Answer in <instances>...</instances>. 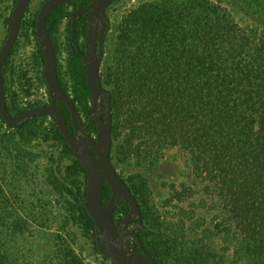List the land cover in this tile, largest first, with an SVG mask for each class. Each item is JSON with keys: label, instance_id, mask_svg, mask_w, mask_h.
<instances>
[{"label": "rangeland", "instance_id": "374dc122", "mask_svg": "<svg viewBox=\"0 0 264 264\" xmlns=\"http://www.w3.org/2000/svg\"><path fill=\"white\" fill-rule=\"evenodd\" d=\"M45 1L30 0L4 68L7 102L21 111L48 101L44 63L33 24ZM186 1L115 0L107 7L99 76L109 94L108 75L130 13L146 5L167 3L178 7ZM211 1L228 11L238 24L264 31V0ZM14 4L15 0H0V48ZM65 10L73 12L74 8L66 6ZM83 12L84 8H78L73 19L77 20ZM86 23V36L79 39L83 55L90 49L87 40L94 30V22L88 19ZM67 24V18L60 21L53 40L58 77L72 98ZM95 47L97 50V43ZM82 62L85 65L83 58ZM76 107L82 130L95 139L96 132L89 126V119L93 118L91 96L83 103L77 102ZM85 110H91L89 119ZM103 112V105L98 106L97 113ZM24 121L22 129L7 128L0 122V264H113L95 250L100 235L90 231L77 212L74 196L80 193V197L84 178L73 165L74 155L68 153L56 135L53 118L43 115ZM83 138L79 133V141ZM123 141V134L111 132L110 161L131 188L142 215L141 224L135 220L128 230L136 229L137 238L158 264L250 263L251 252L236 232L231 215L220 197L204 188L189 156L172 149L150 166L128 159ZM127 213L125 205L118 201L114 219H124Z\"/></svg>", "mask_w": 264, "mask_h": 264}, {"label": "trees", "instance_id": "16d2710c", "mask_svg": "<svg viewBox=\"0 0 264 264\" xmlns=\"http://www.w3.org/2000/svg\"><path fill=\"white\" fill-rule=\"evenodd\" d=\"M89 3L75 0L61 5L46 19L54 51L53 34L60 21L68 19L75 107L91 96L79 44L86 36L90 10L73 19L78 8ZM66 6H73L74 11L67 13ZM127 18L108 75L112 135L123 134L128 159L150 166L172 149L189 156L204 188L212 189L231 215L236 232L251 252L249 264H264V31L238 24L211 0H188L178 7L146 5ZM37 48L44 63L41 48ZM9 56L2 68L4 95ZM5 100L9 113L22 112L8 104L6 95ZM57 107L72 129L67 108L63 104ZM90 114L91 110H85L88 119ZM94 123L89 119L96 132ZM25 125L21 121L5 126L22 129ZM56 135L73 155L57 128ZM73 165L84 178L80 197V193L74 196L77 212L89 230L97 232L84 208L86 171L75 159ZM110 196L111 190L104 184V205Z\"/></svg>", "mask_w": 264, "mask_h": 264}, {"label": "water", "instance_id": "95a60500", "mask_svg": "<svg viewBox=\"0 0 264 264\" xmlns=\"http://www.w3.org/2000/svg\"><path fill=\"white\" fill-rule=\"evenodd\" d=\"M72 1L75 0H46L40 6L35 19L38 45L44 56L43 77L51 103L47 106L12 115L6 107L2 68L16 41L22 16L30 2V0H15L8 20V32L0 48V119L7 126H16L21 121L34 116L50 115L64 142L86 171L84 208L100 235L95 241L98 254L114 264H157L153 256L137 238L136 229L128 230L134 220L141 224L142 215L135 197L126 182L115 170L109 155L112 132L111 96L102 86L99 67L103 56V37L106 27L105 11L115 0H91L84 8V10H90L88 19L90 22H94V30L89 34L87 40L90 49L82 58L85 61L84 73L90 90L93 119L96 124L95 139L82 130L76 107L71 97L64 92L59 83L55 51L46 28L48 15L57 7ZM56 102L65 104L70 113L72 129L68 127ZM101 105L104 109L103 116L97 113L98 106ZM79 133L83 135V141H79ZM104 184L111 190L110 199L105 205L102 201ZM118 201L127 205L128 213L124 219L116 221L113 212Z\"/></svg>", "mask_w": 264, "mask_h": 264}, {"label": "flooded vegetation", "instance_id": "af4514ba", "mask_svg": "<svg viewBox=\"0 0 264 264\" xmlns=\"http://www.w3.org/2000/svg\"><path fill=\"white\" fill-rule=\"evenodd\" d=\"M51 103V101H50V98H49V96H48V101H47V104H45V105H43V106H47V105H49ZM57 104H63L64 106H65V104L63 103V102H56V105ZM66 107V106H65Z\"/></svg>", "mask_w": 264, "mask_h": 264}]
</instances>
